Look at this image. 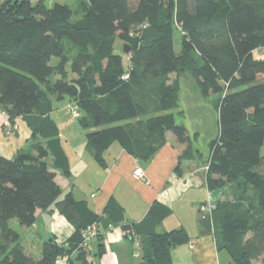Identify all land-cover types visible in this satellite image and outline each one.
<instances>
[{
    "label": "trees",
    "instance_id": "1",
    "mask_svg": "<svg viewBox=\"0 0 264 264\" xmlns=\"http://www.w3.org/2000/svg\"><path fill=\"white\" fill-rule=\"evenodd\" d=\"M47 0L0 1V111L31 129L35 156L0 155V264H95L80 249L82 232L97 223L96 247L121 227L142 248L140 264H173V250L190 241L183 229L160 233L172 210L155 203L139 225L110 202L103 215L72 192L62 195L54 170L71 173L69 158L51 114L53 99L69 98L82 116L94 160L119 143L148 161L172 133L197 161L188 128L177 123L181 85L190 74L203 97H216L220 132L204 160L211 190L229 185V200L218 202L207 222L219 251L232 264H264V0ZM183 33L177 53L175 32ZM130 52L117 53L116 41ZM56 61V62H55ZM126 61V63H125ZM39 139L44 140L43 143ZM51 207L75 227L66 246L44 242L41 258L29 256L11 222L31 228L39 210ZM131 231V232H132ZM76 256L75 260L72 257Z\"/></svg>",
    "mask_w": 264,
    "mask_h": 264
},
{
    "label": "crops",
    "instance_id": "2",
    "mask_svg": "<svg viewBox=\"0 0 264 264\" xmlns=\"http://www.w3.org/2000/svg\"><path fill=\"white\" fill-rule=\"evenodd\" d=\"M73 114L78 119L82 116L77 111H73ZM17 120L13 124L9 117L0 111V134L7 137L18 136L20 127ZM53 121L57 124L60 133L58 123L56 120ZM60 135L59 138L69 158L71 169L69 176H64L61 172L54 170L56 181L62 189V197L72 192L77 200L86 201L90 209L100 215L104 214L110 202H117L124 208L127 223L133 225H139L150 208L155 203H160L169 207L172 210V215L157 226V231L163 233L183 229L190 236L188 244L173 250V264H222L215 237L209 230L207 222H203L200 218L199 207L210 200L215 204L225 201L229 197L227 193H229L230 186L226 185L216 190L209 188V168L204 164L207 155L203 154L197 148L198 146H195L191 135L192 151L201 152L197 161L183 158L189 148L188 144L179 143L172 133H167V143L164 148L148 161L137 159L129 155L121 145L113 144L105 153V167L100 166L94 160L87 143L84 144L86 145L84 152L75 150L77 156L73 161ZM68 139L67 141H70ZM25 142V147L16 146L18 149L14 148V151H18L17 154L23 152L35 156L36 154L31 148L34 144L31 135L26 138ZM39 142L43 143L44 140L39 139ZM10 149L13 150V147ZM90 169L98 174L99 182L96 192L88 193L86 190L88 187H84L80 183L78 185V177L87 176ZM137 169H142L145 172L146 181L135 177ZM64 220L69 222L54 207L47 211L39 210L37 221L31 229H34V233L40 238L42 245L44 242L54 239L58 245L66 246L67 240L75 232V227L71 228ZM58 224H63L62 227L66 230V234L61 231ZM133 245L135 246L134 242L125 238L122 228L115 227L106 235L103 254H99L101 249L95 245L88 260L95 264H134L132 258L135 256L137 259L140 256L142 258V250L139 253L136 252ZM30 247L33 248V245ZM32 248L31 252H27V248L25 249L29 256L33 252ZM39 251V256L36 259L41 258L42 247L39 248ZM75 259L76 256H73L72 260ZM69 263L68 257L58 261V264ZM75 264L80 263L75 262Z\"/></svg>",
    "mask_w": 264,
    "mask_h": 264
},
{
    "label": "rangeland",
    "instance_id": "3",
    "mask_svg": "<svg viewBox=\"0 0 264 264\" xmlns=\"http://www.w3.org/2000/svg\"><path fill=\"white\" fill-rule=\"evenodd\" d=\"M56 3L67 4L73 9L77 10V18H80L82 15V12L77 8L75 0H47L48 7H53ZM182 40L183 33L181 30L177 29L175 32V48L177 53L181 52ZM116 47L118 54L125 55L124 45L119 40L116 41ZM171 79L173 81L179 79L181 85L180 109L174 111V114H176L175 116L177 123L183 124L188 128L195 146H198L197 148H199L203 154L208 156L210 150L209 145L220 132L218 111L216 106H214L216 97H203L196 81L190 74L180 77H178L176 74H172ZM53 103L55 110L52 115V119L56 120L58 123L60 127V137L65 143V147L69 156L74 161L75 157L77 156L75 155V150L78 149L80 152H84L86 148V145L84 144L86 143L88 147L86 131L80 127L78 118H76L73 114V111H77L80 114H82V112H80V110L68 97L61 101L53 99ZM17 124L20 127L18 136L13 135L7 137L4 134H0V155L8 159H13L16 157L18 151H14V148L17 150L18 148L16 146H19V148L25 147L26 138L30 137V135L32 136V132L30 131L31 129L28 127V124L25 120L18 119ZM67 139L70 141H67ZM117 145H119V143H117ZM10 147H13V150L10 149ZM262 156L264 157V146L262 148ZM78 180V185L80 183L82 186L88 187L86 188L88 193L91 191L96 192L98 189L97 184L99 182V176L93 169L89 170L87 176L78 177ZM227 194L229 196V193ZM62 198L64 197L61 196V199ZM225 200H229V197H227ZM64 221L71 228L74 227L66 220ZM62 225L58 224L61 231L66 234V230L64 227H62ZM11 226L21 234L22 244L25 249L27 248V252H31L30 249L32 247L30 246L33 245V252L31 253V256L33 258H37L39 256L38 254L40 253L39 248L41 249L42 244L40 242V238L35 235L34 229L21 226L17 220H13L11 222ZM131 231L132 229H129L127 230V233ZM134 250L139 253L142 250L141 245L140 248L134 246ZM132 259L134 264H139V261L142 258L140 256L137 259L135 256ZM220 259L222 264H232L229 254L225 250L220 251ZM256 264L263 263L260 260Z\"/></svg>",
    "mask_w": 264,
    "mask_h": 264
},
{
    "label": "built area",
    "instance_id": "4",
    "mask_svg": "<svg viewBox=\"0 0 264 264\" xmlns=\"http://www.w3.org/2000/svg\"><path fill=\"white\" fill-rule=\"evenodd\" d=\"M0 1H3V0H0ZM135 177L137 179L142 180V181L147 180L146 174L142 169H137L135 171ZM215 209H216V204H215V202H213L211 200L209 202H207L206 204H202L199 207V213L201 215V219L203 221H211L212 222L213 213H214ZM111 231H109V232H111ZM99 234H100V227L97 223H95V224L89 226L87 229H85L82 232V242L80 244V249L82 251L88 253L89 255L92 254ZM128 234L133 235V241H134L135 246L137 248H140V242L138 239L134 238L135 234L133 233V231L128 232ZM124 235H126V234L124 233Z\"/></svg>",
    "mask_w": 264,
    "mask_h": 264
},
{
    "label": "water",
    "instance_id": "5",
    "mask_svg": "<svg viewBox=\"0 0 264 264\" xmlns=\"http://www.w3.org/2000/svg\"><path fill=\"white\" fill-rule=\"evenodd\" d=\"M124 51H125L126 54H128L130 52L128 46H125V50Z\"/></svg>",
    "mask_w": 264,
    "mask_h": 264
}]
</instances>
